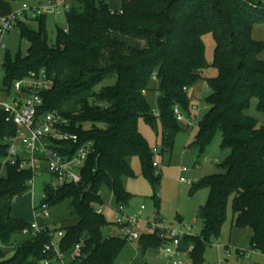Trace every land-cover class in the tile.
Returning <instances> with one entry per match:
<instances>
[{"label": "trees", "instance_id": "obj_1", "mask_svg": "<svg viewBox=\"0 0 264 264\" xmlns=\"http://www.w3.org/2000/svg\"><path fill=\"white\" fill-rule=\"evenodd\" d=\"M68 4L67 27L58 28L54 46L48 42L45 14L36 18L38 30L18 22L20 35L30 46L25 55L7 53L3 81L11 87L30 72L45 69L54 84L43 93L41 111L61 112L80 144L92 141L94 150L79 184L45 187L42 204L51 207L68 201L74 223L18 243L7 258L2 246L30 225L12 216V208L15 198L31 187L33 174L19 165H3L9 147L5 137L14 135L16 128L0 119V172L6 170L0 177V264H41L45 244L59 231L64 232L60 246L66 253L84 242V264L114 263L127 239L105 236L110 223L96 211L105 203L102 190H110L117 204L128 203L131 193L123 178L134 176L133 156L141 159L143 174L153 187L160 185L161 176L154 172L156 153L138 122L143 118L158 132L159 119L163 147L174 150L177 135L187 131L175 107L196 117L189 92L210 66L203 40L207 33L215 40L211 65L217 75L206 78L211 89L205 99L208 107L189 146L203 154L221 131V146L229 154L220 164L223 172L192 185V193L208 188L209 195L198 209L201 232L187 235L184 243L194 246L192 264H205L206 248L220 237L232 202L233 226L251 229V245L264 252V126L246 114L253 98L264 113V60L259 58L264 41L253 38L254 26L264 25V0H122L120 8L106 0H69ZM0 12L10 14L11 5L0 0ZM153 78L158 81V116L146 97ZM107 80L114 83L98 87ZM59 144L70 153L78 147ZM139 243L146 251L159 248L164 240L147 234Z\"/></svg>", "mask_w": 264, "mask_h": 264}, {"label": "rangeland", "instance_id": "obj_2", "mask_svg": "<svg viewBox=\"0 0 264 264\" xmlns=\"http://www.w3.org/2000/svg\"><path fill=\"white\" fill-rule=\"evenodd\" d=\"M11 5L12 12H17L23 8L24 4L35 8H42L44 11L45 25L48 33V42L51 46L56 44L58 28L66 29L67 20L65 11L69 0H55L56 6H51V0H5ZM113 8H120L122 0H106ZM66 4V6H65ZM38 14L29 9L27 15L22 17L21 21H25L27 25L38 30L39 23L36 20ZM253 38L255 40L264 41V25L256 24L253 29ZM206 45V58L210 66L206 68L202 75L203 78L189 92L193 102L199 103L201 109L198 111V117H188L183 122L187 131L180 132L177 135L175 148L169 151L163 147L162 126L158 119V132L145 119L140 118L138 128L147 139L152 150H159L154 156V161L158 166L154 168L155 174H160V185L153 187L149 179L143 174V166L138 156L131 158V166L134 176L124 177L123 182L125 188L131 193V198L126 204V211L130 215H138L142 221L154 219L157 215L164 219L166 225L181 231H187L188 227H192L193 235L201 232L203 224L198 218V209L204 205L208 199L209 189L201 188L195 193L191 192L192 185L197 183L205 176L220 173L224 168L220 164L229 154V149L222 148V133L218 131L212 143L207 147L206 151L201 154L196 147H190L189 144L194 141L198 132V123L204 116L207 108L205 99L210 94L211 89L206 83V78L217 75V69L211 64L214 59L215 40L211 33L203 36ZM1 42L6 48L0 47V76H4V68L2 67L7 53L14 57L18 52L26 54L30 46L26 39L20 35V27L18 24L5 32L1 37ZM264 60V51L259 55ZM114 80H107L100 84H112ZM159 96L158 81L153 78L150 82V89L147 91L146 97L151 105L153 113L158 116L157 99ZM208 107V106H207ZM246 114L252 116L258 121L260 126H264V113L257 108V99L253 98L250 108ZM190 139V143L187 140ZM189 143V144H188ZM187 168L186 171H182ZM6 174L5 168L0 172V177ZM184 177L187 181H182ZM53 179L44 170L34 177V185L27 192L15 198L12 216L34 221L35 214H41V204L45 197L46 185L52 184ZM102 198L104 199V215L109 221V225L104 229L105 236H121L114 222L116 219L115 208L117 201L113 194L107 188L102 190ZM159 200V206L157 205ZM142 205L145 209H141ZM233 210L232 202L229 203L226 222L223 226L222 233L218 239H213L211 244L206 248L204 257L205 264H264V255L252 249L250 240L247 238L249 228H236L233 226ZM180 218L182 220H180ZM75 217L69 206V202H61L49 208V217H39L38 222L42 226H50L52 228H62L74 223ZM140 232H143L139 228ZM31 239L30 234L18 233L11 240V244L3 245L2 249L5 256L11 257L14 254V247L20 243ZM226 248L231 252L227 253ZM239 249L241 253L248 255V259L241 257L237 253ZM184 264H192L191 256L188 252L182 255ZM113 264H166V260L162 258V254L158 249L148 248L143 251L140 247L139 240H127L123 249L116 257Z\"/></svg>", "mask_w": 264, "mask_h": 264}, {"label": "built area", "instance_id": "obj_3", "mask_svg": "<svg viewBox=\"0 0 264 264\" xmlns=\"http://www.w3.org/2000/svg\"><path fill=\"white\" fill-rule=\"evenodd\" d=\"M51 6H56L55 0L50 1ZM66 6V4H65ZM69 4H67V8ZM31 9L38 16L44 14L42 8L23 5L17 12L8 15L0 12V34L2 35L21 21ZM0 47L6 46L0 41ZM4 77V76H3ZM0 76V119L4 118L7 123L14 124V135L6 136L9 143L8 154L2 161L3 165H19V169H29L33 178L29 181L34 185V177L44 168L50 173L54 188L79 184L82 181V170L93 152V142L87 141L80 144L77 133L69 130L70 121L58 110L41 111L44 104L43 93L51 90L54 84L53 77L45 70L32 71L27 76L16 80L12 86L4 84ZM194 109H198L194 105ZM179 121L186 119V114L179 106L174 109ZM60 142H71L78 145L74 152L70 153L60 146ZM158 153L157 148L154 149ZM154 166H158L154 162ZM183 168L182 171H186ZM182 181H187L181 177ZM115 226L122 237L127 240H139L142 235L156 234L164 240L158 249L166 264H184L182 255L193 249V244H185L184 238L193 235L192 227L187 231H181L166 225L164 219L158 215L154 219L142 221L138 215H130L126 211L125 204H117ZM49 205L41 204V214H35V220L30 222L22 233L34 237L47 230H53L50 226H42L38 222L39 217H49ZM141 209H145L142 205ZM105 207L99 206L97 213L104 214ZM139 228L143 232L139 231ZM64 236L63 231L56 233L55 237L44 246L43 252L46 257L40 260L41 264H84V242H78L70 253L61 249L60 241ZM228 254L230 250L226 248ZM239 253V249H237ZM241 253V251H240Z\"/></svg>", "mask_w": 264, "mask_h": 264}, {"label": "crops", "instance_id": "obj_4", "mask_svg": "<svg viewBox=\"0 0 264 264\" xmlns=\"http://www.w3.org/2000/svg\"><path fill=\"white\" fill-rule=\"evenodd\" d=\"M147 94V93H146ZM194 103V105H196L197 107H198V109H195V113H196V118L198 117V111L201 109V106L199 105V103H195V102H193ZM202 108H204V109H206L207 108V105L205 104V105H203V107ZM187 140H188V142L190 141V139H188V137H187V139L185 140V144H187ZM190 143V142H189ZM188 143V144H189ZM192 143V142H191ZM190 143V144H191ZM189 144V145H190ZM180 220H182L181 218H180ZM247 238H249V240H250V244H251V239H252V236H253V231L250 229V231L247 233ZM30 240V239H29ZM251 247H252V249H254V250H256L257 252H260V253H262L263 255H264V252H262V251H259V250H257V249H255L252 245H251ZM238 253V252H237ZM239 254V253H238ZM241 257H246L247 259H248V255H246V251H245V253H240L239 254Z\"/></svg>", "mask_w": 264, "mask_h": 264}]
</instances>
